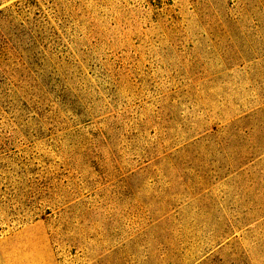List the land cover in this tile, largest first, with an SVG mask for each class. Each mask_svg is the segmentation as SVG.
Masks as SVG:
<instances>
[{"label":"rangeland","instance_id":"374dc122","mask_svg":"<svg viewBox=\"0 0 264 264\" xmlns=\"http://www.w3.org/2000/svg\"><path fill=\"white\" fill-rule=\"evenodd\" d=\"M0 264H264V0H0Z\"/></svg>","mask_w":264,"mask_h":264}]
</instances>
